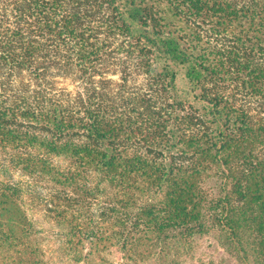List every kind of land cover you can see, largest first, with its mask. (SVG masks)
Returning <instances> with one entry per match:
<instances>
[{
	"label": "trees",
	"instance_id": "obj_1",
	"mask_svg": "<svg viewBox=\"0 0 264 264\" xmlns=\"http://www.w3.org/2000/svg\"><path fill=\"white\" fill-rule=\"evenodd\" d=\"M260 153L264 0H0V264H49L28 197L63 263L180 264L218 227L264 264Z\"/></svg>",
	"mask_w": 264,
	"mask_h": 264
},
{
	"label": "rangeland",
	"instance_id": "obj_2",
	"mask_svg": "<svg viewBox=\"0 0 264 264\" xmlns=\"http://www.w3.org/2000/svg\"><path fill=\"white\" fill-rule=\"evenodd\" d=\"M179 73L180 85L186 87V82L184 80V71L181 70L179 71ZM247 100L250 102L254 101L253 99ZM259 157L264 158V154L260 153ZM15 178H18V175H16ZM222 182V180H219L218 182H212L207 184L206 187L208 190H210V188H213L214 186L220 187ZM218 193L219 189H215L214 194ZM24 205L29 213V216L37 222L38 229L42 231V239L40 240L42 243V247H44V249L46 250L45 257L48 263L72 264L70 262L66 263L65 261V263L61 262V256L56 250L58 243L53 238V233L55 232V229L53 230L51 224L48 223L45 219H43V207L34 201H30L29 197ZM254 208H256V206H254ZM246 229L247 230H244V232H246V234L250 236L248 242L253 245H259L260 240H257V238L255 237L257 235H253L254 232L252 230L254 229ZM248 229H250V231H248ZM220 233L221 231L218 227H216L209 233L196 237L192 247V252L189 256L182 257V262L180 264H240L232 255H230L222 247ZM104 256L105 259L108 261V264H120L123 261L124 257L123 253L117 248L108 250ZM145 264H155V262L152 260Z\"/></svg>",
	"mask_w": 264,
	"mask_h": 264
}]
</instances>
